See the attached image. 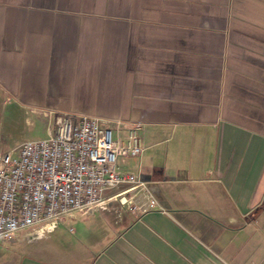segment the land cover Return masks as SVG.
<instances>
[{"label":"crops","instance_id":"0c3cea01","mask_svg":"<svg viewBox=\"0 0 264 264\" xmlns=\"http://www.w3.org/2000/svg\"><path fill=\"white\" fill-rule=\"evenodd\" d=\"M49 112L143 125L125 169L141 167L160 209L75 213L90 221L74 241L43 225L0 264H254L264 0H0V152L16 120L50 137Z\"/></svg>","mask_w":264,"mask_h":264},{"label":"built area","instance_id":"2783aa9c","mask_svg":"<svg viewBox=\"0 0 264 264\" xmlns=\"http://www.w3.org/2000/svg\"><path fill=\"white\" fill-rule=\"evenodd\" d=\"M48 117L54 126L50 137L0 153V245L116 201L140 214L160 209L141 167L125 169L145 152L143 125L72 113ZM114 190L120 191L109 195Z\"/></svg>","mask_w":264,"mask_h":264},{"label":"rangeland","instance_id":"374dc122","mask_svg":"<svg viewBox=\"0 0 264 264\" xmlns=\"http://www.w3.org/2000/svg\"><path fill=\"white\" fill-rule=\"evenodd\" d=\"M15 127H16L15 130L12 133H10L6 138H4L5 139V141L3 142L4 152H2V153L9 152L14 146L17 145V142H20L22 140H25V139L34 140V139H43L44 138L43 128H41V129L38 128L36 131H32V129L28 130V128L26 127V123L23 120H20V121L16 120ZM5 142H7V146H5V144H4ZM119 191L114 190L109 195L113 196L115 193H118ZM109 195H108V197H109ZM110 206L130 211V206H132V205H129V204L122 205L121 203L116 201L114 203H111ZM255 217L256 216L253 215L249 219H253ZM64 220H65L64 224L62 223L63 222L62 221L57 225L58 231L52 237H53V239H56L58 241L72 242V241H74V226L77 223L81 224V223L90 221V218L88 216H82L81 214H79V215H77L76 221H74V219H71L69 217L65 218ZM249 240L255 241V243L258 244V247H260V249L254 251V253H253L254 264H264V233L255 232L253 234V236H251L249 238ZM239 241L245 242V239H242V236H241ZM14 246L15 245H13L11 243H7L4 246L0 245V250L3 252H6L8 250H13ZM241 256H244V257L246 256L245 250L242 251ZM249 264H251L250 261H249Z\"/></svg>","mask_w":264,"mask_h":264}]
</instances>
